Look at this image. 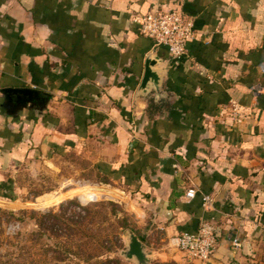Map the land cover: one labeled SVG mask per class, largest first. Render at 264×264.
<instances>
[{"label":"crops","instance_id":"crops-1","mask_svg":"<svg viewBox=\"0 0 264 264\" xmlns=\"http://www.w3.org/2000/svg\"><path fill=\"white\" fill-rule=\"evenodd\" d=\"M162 8L198 34L176 60L133 20ZM153 53L170 107L149 118L136 89ZM5 87L40 98L7 102ZM69 150L155 213L152 257L264 264V0H0V181L31 155ZM204 221L216 235L208 261L167 250Z\"/></svg>","mask_w":264,"mask_h":264},{"label":"rangeland","instance_id":"rangeland-1","mask_svg":"<svg viewBox=\"0 0 264 264\" xmlns=\"http://www.w3.org/2000/svg\"><path fill=\"white\" fill-rule=\"evenodd\" d=\"M85 208L92 217H85ZM154 218L125 187L101 177L84 154L31 155L0 181V264H135L124 256L126 230L150 252ZM119 220L128 228L122 230ZM167 250L179 252L171 244ZM150 264L172 263L152 257Z\"/></svg>","mask_w":264,"mask_h":264},{"label":"built area","instance_id":"built-area-1","mask_svg":"<svg viewBox=\"0 0 264 264\" xmlns=\"http://www.w3.org/2000/svg\"><path fill=\"white\" fill-rule=\"evenodd\" d=\"M133 20L138 24L141 34L153 40L155 45L167 48L168 55L174 60L186 54V45L189 40L198 36L194 30L193 18L181 9L162 8L145 14H136ZM255 94L260 90L252 87ZM234 118L239 119V107L232 103L230 107ZM196 189L189 187L185 196L194 198ZM95 198L93 201H96ZM202 206L210 208L212 199L210 195L202 196ZM170 244L182 252L188 259L208 261L216 245L215 227L207 221L199 224L195 232H181L170 237ZM235 246L239 245L237 239L233 240Z\"/></svg>","mask_w":264,"mask_h":264},{"label":"water","instance_id":"water-1","mask_svg":"<svg viewBox=\"0 0 264 264\" xmlns=\"http://www.w3.org/2000/svg\"><path fill=\"white\" fill-rule=\"evenodd\" d=\"M162 57L158 53L148 54L144 59L143 73L137 86L136 94L153 99L157 102L159 98L165 97L164 79L158 69ZM7 102H11L13 96L16 102L24 106L33 100H39L40 92L34 88L27 87H5L1 89ZM13 107V105H12ZM127 242L124 256L135 264H150L152 254L146 251L144 244L130 229L126 230Z\"/></svg>","mask_w":264,"mask_h":264},{"label":"trees","instance_id":"trees-1","mask_svg":"<svg viewBox=\"0 0 264 264\" xmlns=\"http://www.w3.org/2000/svg\"><path fill=\"white\" fill-rule=\"evenodd\" d=\"M169 107H170V105H169L167 102H164V101H162V100H160V101H158V102H154L153 99H149V100H148V106H147V114H148L149 118H153V117H154L155 115H157L158 113H161L162 110H167V109H169ZM111 205H113V207H114V204H111ZM113 207L110 209V212H111L112 214L115 215L116 209H114ZM86 210H87V211H86ZM90 216L92 217V212L90 211V209L85 208V217H89V218H90ZM103 216H104L105 218H107V215H106V214H104ZM123 219H124V218H123ZM118 226H119L122 230L128 228V225H127V223L125 222V220H122V221L119 220ZM141 240H142V239H141ZM118 263L120 264V262H118Z\"/></svg>","mask_w":264,"mask_h":264}]
</instances>
